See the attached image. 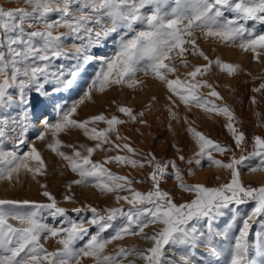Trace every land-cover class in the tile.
I'll return each instance as SVG.
<instances>
[{
	"label": "snow or ice",
	"instance_id": "6c2138e0",
	"mask_svg": "<svg viewBox=\"0 0 264 264\" xmlns=\"http://www.w3.org/2000/svg\"><path fill=\"white\" fill-rule=\"evenodd\" d=\"M23 5L0 7V180L11 182L15 177L18 181L21 172L31 175L47 202L0 199V264H81L82 258H90L91 264H136L137 260L143 264H201L190 255L201 244L212 258L209 264H258L257 255H264V184L246 185L240 166L252 160L255 166H249L248 171L264 172V136L253 137L247 155L237 158L233 152L225 162L214 153L224 155L232 149L192 127L185 116L186 131L194 139L196 151L193 159L186 160L174 144L178 159L197 166L207 161L209 167L230 173L227 182L210 187L186 182L185 175H194L193 171L189 168L183 173L174 159L161 162L151 152L141 157L129 137L121 135L122 125L147 123L144 111L118 104L116 112L121 115L101 112L85 119L75 117L78 108L93 99L94 92L104 93L114 86L142 87L144 81L137 74L143 73L169 93L170 121H180L174 110L177 99L188 111L196 108L209 118L225 117L224 127L235 148L243 150L248 140L237 126L235 112L227 104L215 102L223 97L204 78L213 65L228 76L236 75L240 65L219 57L210 59L198 44L197 32L206 41L249 52L260 62L264 31L258 32L247 22L264 26V0H23ZM114 35L115 54L107 59L96 56L94 49ZM188 53L206 63L194 66L181 79L174 61L179 58V65L187 68ZM94 61H100L101 67L87 90L66 110L61 109L56 123L41 121L44 130L35 139L45 141L50 135L47 148L75 174L66 185L65 202H75L74 185H90L113 196L118 206L101 210L85 204L72 211L87 210L90 217L65 218L60 226H53L45 222L42 213L47 210L53 218H64L66 209L58 205L48 185L37 179L46 177L48 170L40 151L27 140L29 124L31 119H40L36 115L39 107L53 103L55 93L71 90ZM203 88L209 89L207 95L201 93ZM261 90L264 83L253 89ZM32 93L35 95L30 96ZM252 100L256 102L254 97ZM72 129L82 132L93 145L65 144L60 134ZM10 133H18L15 145H26L29 150L22 154L4 150ZM97 151L116 154L106 155L100 162L92 159ZM110 163L133 169L149 167L150 190H138L134 184L143 180L113 173L106 167ZM169 170L176 187L191 196L189 200L176 203L174 196L161 188ZM249 204L248 210H241L240 206ZM226 211L231 213L229 231L213 232V222ZM257 225L256 239L251 241L250 232ZM92 227L96 228L94 233ZM109 229L112 233L106 237ZM216 236H223L228 243H214ZM128 237H139L150 246L137 249L118 244L113 252L107 251L109 245ZM49 239L60 247L50 251L42 243ZM78 242L83 243L78 247ZM181 250L178 259L169 255Z\"/></svg>",
	"mask_w": 264,
	"mask_h": 264
},
{
	"label": "rangeland",
	"instance_id": "374dc122",
	"mask_svg": "<svg viewBox=\"0 0 264 264\" xmlns=\"http://www.w3.org/2000/svg\"><path fill=\"white\" fill-rule=\"evenodd\" d=\"M22 6H25L23 5V0H0V7L14 8ZM247 26H254L258 32L264 31V26H261L258 23L254 24V22L249 21L247 22ZM197 37L199 46L210 59L219 57L225 62L240 65V71L234 76H228L226 73L221 72L215 65H213L211 72L204 78L208 79L223 97L222 101L215 102L218 104H227L235 112L238 122L237 126L244 131L248 140V143L244 146L243 150L235 148L230 133L224 127L226 123L225 117L221 116L209 118L207 114L196 108L188 111V109H186L184 105L175 97L174 99H177V106L174 110L178 112L180 121H170L167 112V107L169 106L167 97L169 93L164 85H162L159 81L153 79L151 76H144L143 73L137 74L138 78L144 81L142 87L131 89L127 87L114 86L107 89L104 93L94 92L93 99L91 101H85V103L78 108L75 118L85 119L91 115L99 114L101 112L109 116L111 114L121 115L116 112L118 104L132 107L134 110L138 105H143L146 109V114L151 117L149 120H152V122L156 124V127L154 126V132L148 133L145 131L147 123H130L133 126V130L130 132V130L124 129L121 135L129 137V142L133 147L139 150L141 157L151 152L161 162L174 159L176 160L178 167H180L181 171L185 174L188 169L191 168L194 175H185L186 182L203 183L206 186L215 187L227 182L230 179L229 171L217 170L209 167L207 161H204L201 166H197L194 163L192 165H188L178 159L176 148L172 147V145L175 144L177 147L182 149L181 154L185 156L186 160L193 159L194 152L196 151V145L192 136L186 131L187 125L184 124L183 118L187 116L189 122L192 124V127L209 136L214 141H217L222 145H227L232 149L231 152L224 155L214 153L216 158L220 157L222 160L227 162V160L233 155V152L237 158L241 155H247L248 152L252 150L253 137L256 135L264 136V90H261L260 92L253 91L254 88H258L261 83H264V57H261L260 62H256L252 59V54L249 52H242L236 47L219 44L215 41H206L200 38L199 32H197ZM115 40L116 36L114 35L103 45L94 49L95 55L104 59L111 58L116 51ZM185 58L189 61V66L187 68L179 65V58L174 61L178 68L177 75H179L181 79L184 78V73L191 71L194 66L206 63L202 57L193 56L190 53L186 54ZM64 63L67 64L70 62L64 61ZM100 67V61H94L90 65L86 66L77 81V84L71 90L55 93V100L53 103L48 104L47 106H41L37 109L36 115L40 116V119H31L29 124L27 140L34 143L36 148L40 151L48 170V175L46 177H38L37 179H39L41 183H46L48 185V190L56 196L58 205L66 209V217L64 218H53L47 210L42 213L45 222L53 226H60V221L65 218L75 220L82 217H90L91 213L87 210L81 212L72 211L73 208L82 207L85 204H91L101 210L109 206H118L116 205L113 196L101 194L90 185H74L73 194L75 202H65L63 200V196L66 194V185L71 179L75 178V174L68 171L63 162L47 148V143L51 141L50 135L45 141L35 139L36 135L39 134V131L44 130L41 125V121L45 120V115H48L46 118L48 123H56L62 115L61 109L66 110L75 100H78L83 95V92L87 90L88 85L94 78L95 73L100 70ZM200 91L203 95H207L209 89L203 88ZM32 95L35 94H30V96ZM153 97H155V99H153ZM253 97L255 98V103H253ZM210 99L214 100V98ZM105 111H109V113H105ZM12 115L15 116L17 113L13 112ZM258 122L260 123L258 124ZM169 124H171V130L169 128ZM125 125L120 127H124ZM103 126L104 125H100V127ZM136 127L138 129H136ZM17 134L18 133H10L9 141L2 146L4 150H16L18 154H22L23 152L29 150L26 145H15L14 141ZM59 138L65 144H72L77 147L80 144L92 146L94 143L88 141L87 138L83 136L82 132L75 129L61 133ZM62 150L71 153V149L69 148H64ZM115 154V152L106 153L97 151L93 154L92 159L102 162L106 155ZM249 166H255L252 160H247L244 165L240 166L241 178L243 182L246 185L252 186L264 184V172L257 171L252 173L248 171ZM106 167L110 168L113 173L127 175L134 181L143 180V183L134 184V187L138 190L148 191L151 188V181L148 179V173L151 171L149 167H145L144 169H133L130 166H119L115 163H110L106 165ZM199 175L203 176L201 179L202 181H196ZM217 177H219V179H217ZM176 183V180L171 175V170H169V175L161 182V188L165 191H169L174 196L176 203L189 200L191 196L187 193H182L176 187ZM40 191L41 189L36 180H33L31 175L25 174L24 172L20 173L18 181L15 177L11 182L0 180V199L30 200L41 203L47 202L46 198L39 194ZM120 203L123 204L125 208L128 207V205L124 204L123 201ZM250 207V204L240 206L242 211H246ZM230 220L231 213L226 211V214L223 217H220L213 222L212 231H229L228 224ZM157 227H159V225H157ZM257 230L258 225L254 226L250 232L249 239L251 241H255V232ZM90 231L94 233L96 228L92 227L90 228ZM146 231H150V229ZM231 232L235 233L236 229H232ZM111 233L112 229H109L104 235L107 237ZM42 243H44L45 247L50 251L60 247L54 239H49L47 242L42 241ZM82 243L83 242H78L77 246L79 247ZM214 243L227 244L228 241L225 240L223 236H216ZM118 244L127 247H135L137 249H143L144 247L150 246L148 242H145L139 237H128L123 241H117L109 245L107 251L113 252ZM181 252L182 250L177 251L174 254L170 252L169 255H175L178 259ZM190 255L194 256L195 260L201 262V264H209V260L212 259L207 255V249L203 244L191 252ZM256 258L258 264H264V255H257ZM129 259L132 258L130 257ZM81 264H91L90 258H82ZM136 264H143V262L137 260Z\"/></svg>",
	"mask_w": 264,
	"mask_h": 264
},
{
	"label": "bare ground",
	"instance_id": "6f19581e",
	"mask_svg": "<svg viewBox=\"0 0 264 264\" xmlns=\"http://www.w3.org/2000/svg\"><path fill=\"white\" fill-rule=\"evenodd\" d=\"M134 111H137V112H139V111H144L145 112V116H144V118H145V120L147 121V128H146V130L145 131H147L148 133H150V132H154V126L156 125L155 123H153L152 122V120H149V119H151V117L148 115V114H146L147 112H146V109L144 108V106L143 105H138L136 108H135V110ZM158 111V110H157ZM150 112V111H149ZM148 112V113H149ZM49 113H50V111H49ZM105 113H109V111H105ZM157 113V112H156ZM156 115V114H155ZM166 115V114H165ZM48 117V115H45V117H44V119L46 120V118ZM150 117V118H149ZM153 118V117H152ZM155 119V118H154ZM44 120V121H45ZM48 120V119H47ZM260 122H258V124H259ZM139 124V123H138ZM42 125V124H41ZM156 127V126H155ZM142 128V127H141ZM124 129H127V130H130V132L133 130V126L130 124V123H128V124H126L124 127H120V132L122 133L123 131H124ZM136 129H138L137 127H136ZM144 130V129H143ZM152 130V131H151ZM137 131V130H136ZM127 133V132H126ZM129 133V132H128ZM143 133V132H142ZM175 133V132H174ZM133 134H135V133H133ZM132 134V135H133ZM132 137V136H131ZM175 140V139H174ZM135 141V140H134ZM177 156V155H176ZM218 159H221L220 157L218 158ZM202 177L203 176H201V175H199L198 176V178H197V180L196 181H198V180H201L202 179ZM202 181V180H201Z\"/></svg>",
	"mask_w": 264,
	"mask_h": 264
}]
</instances>
